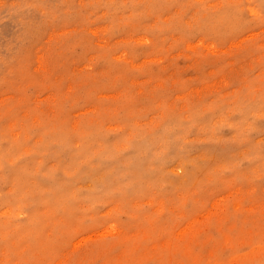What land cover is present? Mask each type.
Returning a JSON list of instances; mask_svg holds the SVG:
<instances>
[{
  "label": "rangeland",
  "instance_id": "rangeland-1",
  "mask_svg": "<svg viewBox=\"0 0 264 264\" xmlns=\"http://www.w3.org/2000/svg\"><path fill=\"white\" fill-rule=\"evenodd\" d=\"M0 264H264V0H0Z\"/></svg>",
  "mask_w": 264,
  "mask_h": 264
}]
</instances>
